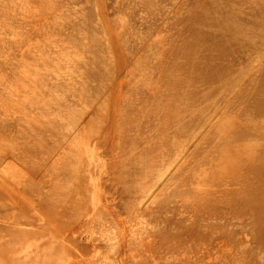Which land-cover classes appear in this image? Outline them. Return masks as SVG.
<instances>
[{
    "label": "rangeland",
    "instance_id": "rangeland-1",
    "mask_svg": "<svg viewBox=\"0 0 264 264\" xmlns=\"http://www.w3.org/2000/svg\"><path fill=\"white\" fill-rule=\"evenodd\" d=\"M255 1L0 0V264H264V43L251 28L264 26V0ZM222 68L235 79L215 82ZM202 224L213 235L197 232L196 243Z\"/></svg>",
    "mask_w": 264,
    "mask_h": 264
},
{
    "label": "bare ground",
    "instance_id": "bare-ground-1",
    "mask_svg": "<svg viewBox=\"0 0 264 264\" xmlns=\"http://www.w3.org/2000/svg\"><path fill=\"white\" fill-rule=\"evenodd\" d=\"M254 1H255V0H254ZM256 1H257V0H256ZM256 1H255V2H256ZM261 1H263V0H261ZM232 2H233V1H232ZM252 2H253V1H252ZM258 2H259V1H258ZM228 3H229V2H228ZM263 3H264V2H262V4H261L262 6H263ZM229 4H230V3H229ZM252 4H254V2H253ZM256 4L258 5L257 2H256ZM259 4H260V3H259ZM257 5L254 6V7L256 8ZM262 6H261V8H262ZM259 7H260V5H259ZM98 8H99V7H98ZM233 8H234V7H233ZM261 8H258V7H257V10L261 12V11H262ZM252 9L254 10V8H252ZM252 9H250V10H252ZM259 9H260V10H259ZM97 10H98V9H97ZM95 11H96V10H95ZM229 11H230V10H229ZM263 11H264V10H263ZM232 12H234V10H233ZM251 12H252V11H251ZM259 14H260V13H255V15H257V16H258ZM263 14H264V13H263ZM234 15H235L236 17H238L236 14H234ZM262 16H264V15H262ZM262 16H260V17L262 18ZM89 17H90V16H89ZM89 17H88V18H89ZM99 17H100V16H99ZM180 17H181V16H180ZM236 17H235V19L238 20V18H236ZM253 17H255V16H253ZM88 18H87V19H88ZM229 18H230V17H229ZM256 18H259V16L256 17ZM261 18H259V19H260L261 22H262V19H261ZM230 19H234L233 16H232ZM230 19H229V20H230ZM254 19H255V18H254ZM184 20H185V19H184ZM221 20H222V19H221ZM237 20H235V22H233V21H230V22H231V24H232L233 26H237V25H234V24H237V22H236ZM240 20H241V19H239L238 21H240ZM252 20H253V19H252ZM252 20H251V21H252ZM242 21H244V20H242ZM255 21H256V20L253 21V23L255 24V25H254V24H253V25H254V26H257L256 24H258V22H260V21L258 20L257 23H256ZM204 22H205V21H204ZM230 22H229V24H230ZM232 22H233L234 24H233ZM263 22H264V21H263ZM192 23H193V22H192ZM212 23H213V21H212ZM240 23H242V22L240 21ZM240 23H238L239 26L236 27L237 30H239L238 28L240 27ZM229 24H228V25H229ZM231 24H230V25H231ZM248 24H249V23H248ZM259 24H261V23H259ZM262 24H263V23H262ZM244 25H245V24H244ZM250 25H252V24H250ZM253 25H252V26H253ZM263 25H264V24H263ZM100 26H101V25H100ZM214 26H215V25H214ZM233 26H232V28H233ZM242 26H243V25H241V27H242ZM246 26H248V25H246ZM246 26H245V27H246ZM252 26H251V28H252V29L254 28L253 30L257 29V32H258L259 30H261V31L263 30V29H259V28H262V27L264 28V26H262V25H261V27H259V28H258V27H257V28H256V27H252ZM87 27H88V26H87ZM101 27H102V26H101ZM227 27H228V26H227ZM249 27H250V26H248V29H249V30H252V29L249 28ZM92 28L94 29V27H92ZM189 28H190V27H189ZM222 28H223V26H222ZM229 28H230V26H229ZM232 28H231L230 30H232ZM242 28H244V26H243ZM86 29H87V28H86ZM209 29H210V28H209ZM220 29H221V28H220ZM245 29H246V28H245ZM89 30H90V27H89ZM197 30H198V29H197ZM202 30H203V29H202ZM218 30H219V29H218ZM225 30H226V28H225ZM227 30H229V29L227 28ZM93 31H94V30H93ZM95 31H96V30H95ZM233 31H234V29H233ZM241 31H242V30H241ZM261 31L258 32V33H261V35L258 34V33L256 32V30H255L256 33L254 32V34H258L257 36L260 35V39H261V37H263V39H261V42L264 43V41H262V40H264V34H263L264 32L262 31V32H263V33H262ZM208 32H209V31H208ZM222 32H223V31H222ZM94 33H96V32H94ZM243 33H245L247 37L249 36V34H247L248 32L245 31V32H243ZM201 34H202V33H201ZM262 34H263V35H262ZM193 35H194V34H193ZM250 35H251V34H250ZM205 36H206V35H205ZM254 36H255V35H253V38H254ZM202 37H203V36H202ZM209 37H210V36H209ZM216 37H217V36H216ZM250 38L252 39V37H250ZM258 38H259V37H258ZM258 38H256V39L254 38V39H255L256 41H258V40H257ZM208 39H209V38H208ZM254 39H252L251 42H253ZM72 41H73V40H72ZM75 41H76V40H75ZM189 42H190V41H189ZM207 42H209V41L207 40ZM254 42H255V41H254ZM254 42H253V44H254ZM259 42H260V40H259ZM71 43H72V42H71ZM76 43H77V42H76ZM76 43H75V44H76ZM249 43H250V42H249ZM263 43H262V45H263ZM73 44H74V43H73ZM85 44H86V43H85ZM210 44H211V43H210ZM255 44H256V42H255ZM259 44H260V46H261V43H259ZM186 45H187V44H186ZM193 45H194V44H193ZM205 45H206V44H205ZM257 45H258V43H257ZM257 45H256V46H257ZM73 46H74V45H73ZM88 46H89V45H88ZM188 46H190V45H188ZM195 46H196V44H195ZM263 46H264V45H263ZM77 47H78V46H77ZM83 47H84V46H83ZM191 47H192V46H190V48H191ZM211 47H212V46H211ZM213 47H214V46H213ZM257 47L259 48V46H257ZM261 48L263 49V47H260V49H261ZM184 49H185V48H184ZM201 49H202V48H201ZM218 49H219V48H218ZM260 49H259V50H260ZM79 50H80V49H79ZM79 50H78V52H79ZM85 50H86V49H85ZM85 50H83V51L85 52ZM90 50H91V49H90ZM186 50H187V49H186ZM191 50H192V48H191ZM71 52H72V51H71ZM210 52H213V51H210ZM216 52H217V51H216ZM257 52L259 53L260 51L257 50ZM76 53H77V52H76ZM187 53H188V51H187ZM78 54H79V53H78ZM182 54H183V53H182ZM193 54H194V53H193ZM209 54H210V53H209ZM71 55H72V54H71ZM75 55L77 56V54H75ZM187 55H188V54H187ZM191 55H192V54H191ZM204 55H206V54H204ZM207 56H208V55H207ZM259 56H260V55H259ZM74 57H75V56H74ZM82 57H83V56H82ZM89 57H90V56H89ZM92 57H93V56H92ZM185 57H186V56H185ZM208 57H209V56H208ZM208 57H205V58H208ZM77 58H78V57H77ZM90 58H91V57H90ZM95 58H96V57H95ZM189 58H190V57H189ZM199 58H200V57H199ZM91 59H93V58H91ZM72 60H73V59H72ZM80 60H81V59H80ZM94 60H95V59H94ZM193 60H195V59H193ZM210 60H211V59H210ZM81 61H82V60H81ZM86 61H87V60H86ZM191 61H192V60H191ZM208 61H209V58H208ZM93 62H94V61H93ZM189 62H190V61H189ZM72 63L74 64L73 61H72ZM79 63H80V62H79ZM88 63H90V62H88ZM221 63H222V62H221ZM81 64H82V63H81ZM84 64H85V62H84ZM94 64H95V63H94ZM136 64H137V63H136ZM194 64H195V63H194ZM74 65H75V64H74ZM79 65H80V64H79ZM91 65H93V64L91 63ZM205 65H206V64H205ZM216 65H217V63H215L214 66H216ZM261 65H262V63H261ZM212 66H213V65H212ZM217 66H218V65H217ZM87 67H88V66H87ZM199 67H200V66H199ZM201 67H202V66H201ZM218 67H219V66H218ZM90 68H91V67H90ZM212 68L214 69V67H212ZM212 68H211V65H210L209 69L213 70ZM262 68H263V67H262ZM78 69H79V68H78ZM80 69H81V68H80ZM88 69H89V68H88ZM197 69H198V68H197ZM216 69H217V67H216ZM216 69L214 70V73L217 72V73L220 74V73H223L224 71H227V70H224L223 68H222L223 71H222L221 69H218V70H216ZM75 70H76V68H75ZM82 70H83V69H82ZM195 70H196V69H195ZM199 70H200V69H199ZM219 70H220L221 72H218ZM241 70H243V69H241ZM237 71H238V70H237ZM239 71H240V70H239ZM245 71H246V70H245ZM82 72H84V71H82ZM231 72H233V71L230 70V73H231ZM240 72H241V71H240ZM260 72H261V71H260ZM118 73H119V72H118ZM206 73H207V72H205V74H206ZM211 73H212V72H211ZM214 73H212V74L215 76L216 73H215V74H214ZM235 73H236V72H235ZM238 73H239V72H238ZM238 73H236V74H237L238 76H240V74H238ZM241 73H243V76H244V73H245V72H241ZM263 73H264V71H263ZM82 74H83V73H82ZM207 74H208V75H207L206 77L209 76V73H207ZM219 74H217L216 77L220 76ZM224 74H225V72L223 73V76H224V77H223V76H220V78L218 77L219 79H217V78L215 79V77H213V78L215 79V82H217L218 80L220 81V79H223V78L225 79V77H226L225 75H226V74H225V75H224ZM227 74H228V73H227ZM233 74H234V73H231V75H233ZM260 74H261V73H260ZM213 75H211V76H213ZM229 75H230V74H229ZM229 75H227V77H228ZM234 75H235V74H234ZM237 75H236V79H237V77H238ZM201 76H202V74H201ZM245 76H246V75H245ZM261 76H262V74H261ZM90 77H91V75H90ZM170 77H171V76H170ZM203 77H204V76H203ZM206 77H204V78H206ZM221 77H222V78H221ZM227 77H226V78H227ZM230 77L233 78V76H230ZM230 77H228V79H229ZM213 78H212V79H213ZM240 78H241V77H240ZM171 79H172V78H171ZM201 79H203V78H201ZM224 79H223V80H224ZM230 79H231V78H230ZM230 79H229V80H230ZM233 79H235V78H233ZM233 79H232V80H233ZM241 79H242V78H241ZM241 79H240V80H241ZM256 79H257V78H256ZM262 79H263V80L260 81V82L262 83V84H261L262 87H261V86H260V87H261L262 90H263L262 92H264V84H263L264 82H262V81H264V76H262ZM172 80H173V79H172ZM174 80H175V79H174ZM174 80H173V82H174ZM210 80H211V79H210ZM226 80H227V79H225L224 81H226ZM244 80H245V79H244ZM170 81H171V80H170ZM230 81H231V80H230ZM235 81H236V80H235ZM241 81H242V80H241ZM253 81H255V80H253ZM257 81H259V80H257ZM209 82H210V81H209ZM209 82H208V83H209ZM215 82H214V83H215ZM218 83H219V82H218ZM235 83H236V82H235ZM238 83H239V82H238ZM240 83H241V82H240ZM247 83H249V82H247ZM250 83H252V82L250 81ZM257 83H258V82H257ZM212 84H213V81H212ZM222 84H223V82H222ZM222 84H221V86H222ZM228 84H229V83H228ZM258 84H259V83H258ZM258 84L256 85L257 88H258ZM210 85H211V84H210ZM210 85L208 84V86H210ZM218 85H219V84H218ZM223 85H224V84H223ZM241 85H242V84H241ZM58 86H59V85H58ZM224 86H225V85H224ZM224 86H223V87H224ZM230 86H231V85H230ZM233 86L235 87V85H233ZM63 87H65V86H63ZM85 87H86V86H85ZM214 87H215V86H214ZM219 87H220V85H219ZM225 87H227V86H225ZM228 87H229V86H228ZM231 87H232V86H231ZM234 87H233V88H234ZM242 87H243V86H242ZM254 87H255V86H254ZM254 87H252V88H254ZM207 88L210 89V88H212V87L210 86V87H207ZM207 88H206V89H207ZM215 88H216V87H215ZM217 88H218V87H217ZM221 88H222V87H221ZM229 88H230V87H229ZM235 88H236V87H235ZM261 88H258V89H261ZM80 89H81V88H80ZM206 89H205V91H206ZM224 89H225V88H224ZM230 89H231V88H230ZM239 89H241V88H239ZM247 89H248V88H247ZM83 90H84V89H83ZM187 90H188V89H187ZM215 90H217V89H215ZM215 90H214V91H215ZM245 90H246V89H245ZM252 90H253V89H252ZM78 91H81V90H78ZM214 91H213V93H216V92L218 93L219 90H218V91H215V92H214ZM220 91H221V90H220ZM225 91H226V90H225ZM233 91H234V90H233ZM250 91H251V90H250ZM260 91H261V90H260ZM207 92H210V91H208V89H207L206 93H207ZM211 92H212V91H211ZM254 92H255V91H254ZM262 92H261V93H262ZM80 93H81V92H80ZM187 93H188V92H187ZM189 93H190V92H189ZM206 93H205V95H206ZM213 93H212V94H213ZM224 93H225V92H224ZM224 93H223V94H224ZM230 93H231V92H230ZM230 93H229V94H230ZM242 93H244V91H243ZM249 93L252 94L253 92H249ZM210 94H211V93H209V95H210ZM218 94H219V93H218ZM223 94H222V95H223ZM245 94H246V93H245ZM251 94H250V95H251ZM254 94H255V93H254ZM172 95H173V94H172ZM207 95H208V94H207ZM220 95H221V94H220ZM215 96H217V94H216ZM238 96H239V95H238ZM155 97H156V96H155ZM213 97H214V96H213ZM213 97H212L211 99H213ZM250 97H251V96H250ZM252 97H253V96H252ZM206 98H207V97H206ZM154 99H155V98H154ZM207 99H208V98H207ZM209 99H210V97H209ZM222 99H223V98H222ZM256 99H257V98H255V100H256ZM262 99H263V98H262ZM54 100H55V99H54ZM169 100H170V99H169ZM203 100H204V98H203ZM224 100H225V99H224ZM260 100H261V99H260ZM61 101H62V100H61ZM155 101H156V100H155ZM173 101H174V99H173ZM204 101H205V100H204ZM239 101H240V99H239ZM242 101H243V100H242ZM242 101H241V102H242ZM253 101H254V99H253ZM262 101H263V100H262ZM170 102H171V100H170ZM244 102H245V101H244ZM254 102H255V101H254ZM257 102H260V101H257ZM167 103H168V102H167ZM216 103H217V102H216ZM248 103H249V102H248ZM207 104H208V103H207ZM207 104H206V105H207ZM224 104H225V103H224ZM242 104H243V103H242ZM245 104H246V103H245ZM206 105H205V106H206ZM211 105H212V104H211ZM217 105H219V104H217ZM221 105H222V104H221ZM236 105H237V104H236ZM238 105H239V104H238ZM252 105H253V106H256L255 104H252ZM257 105L259 106V103H258ZM169 106H170V105H169ZM214 106H215V104H214ZM214 106H212V107H214ZM262 106H263V105H262ZM170 107H171V106H170ZM216 107H217V106H216ZM216 107H214V108H216ZM219 107H220V106H219ZM203 108H204V107H203ZM203 108H200V109H203ZM205 108H206V107H205ZM253 108H255V107H253ZM253 108H252V109H253ZM256 108H257V107H256ZM206 109H207V108H206ZM211 109H212V108H211ZM211 109H210V110H211ZM261 109H262V108H261ZM194 110L197 111V110H199V109H194ZM217 110H219V109H217ZM255 110H256V109H255ZM74 111H75V110H74ZM182 111H183V110H182ZM188 111H189V110H188ZM201 111H202V110H201ZM203 111H204V110H203ZM208 111H209V110H208ZM214 111H215V109H214ZM175 112H176V111H175ZM192 112H193V111H192ZM206 112H207V111H205V113H206ZM246 112H247V111H246ZM177 113H180V114H179V117H180L182 114L184 115V113H182V112H177ZM181 113H182V114H181ZM193 113H195V112H193ZM198 113L200 114V112L197 111V114H198ZM168 114H169V113H168ZM191 114H192V113H191ZM199 114H198V115H195V116H197L196 119L199 117ZM203 114H204V113H203ZM186 115H187V114L185 113V118H187ZM201 115H202V114H200V116H201ZM77 116H78V115H77ZM188 116H190V115H188ZM195 116H194V117H195ZM233 116H234V115H233ZM239 116H241V115H239ZM177 117H178V116H177ZM194 117H193V119H191V117H190L191 121L189 120V122H191L192 124L196 122V121L194 120V119H195ZM208 117H209V115H208ZM225 118H226V117H225ZM227 118H228V117H227ZM230 118H231V117H230ZM235 118H236V116H235ZM180 119H181V118H180ZM199 119H200V118H199ZM201 119H202V117H201ZM207 119H208V118H207ZM236 119H237V118H236ZM75 120H76V119H75ZM181 120L184 121L183 118H182ZM187 120H188V118H187ZM187 120H186V122H184V123H188ZM237 120H238V119H237ZM237 120H236V122H237ZM247 120H248V119H247ZM193 121H195V122H193ZM197 121H199V120H197ZM205 121H206V120H205ZM223 121H224V120H223ZM244 121H245V120H244ZM70 122H71V121H70ZM74 122H75V121H74ZM232 122H233V121H232ZM239 122H240V121H239ZM246 122H247V121H246ZM77 123H78V122H77ZM241 123H243V122H241ZM74 124H75V123H74ZM224 124H225V123H224ZM231 124H232V123H231ZM70 125H71V124H70ZM114 125H115V124H114ZM118 125H119V124H118ZM189 126L191 127V124H189V125H188V124L185 125V127H189ZM195 126H196V123H195ZM230 126H231V125H230ZM243 126H246V125L243 124ZM196 127H198V126H196ZM199 127H200V126H199ZM199 127H198V128H199ZM246 127H247V126H246ZM193 128H194V127H193ZM244 128H245V127H244ZM194 129H195V128H194ZM227 129H228V128H227ZM232 129L234 130L235 128H232ZM236 129H237V128H236ZM236 129H235V130H236ZM241 129H242V128H241ZM245 129H247V128H245ZM202 130H203V129H202ZM221 130H222V129H221ZM237 130H238V129H237ZM196 131H198V130H196ZM231 131H232V130H231ZM239 131H241V130L239 129ZM225 132H226V131H225ZM233 132H234V131H233ZM242 132H243V131H242ZM247 132H250V130H248V131L245 132L246 135H245V133H244V135H239V136L243 137V139H244V136H245V138L249 136V135H247V134H248ZM198 133H199V132H198ZM200 133H201V132H200ZM213 133H214V132H213ZM229 133H230V132H229ZM234 133H235V135H236V138H235V139L237 140L238 135L236 134V132H234ZM237 133H238V131H237ZM238 134H239V133H238ZM220 135H221V133H220ZM222 135H224V134H222ZM222 135H221V136H222ZM227 135H228V134H227ZM197 136H198V135H197ZM209 136L212 137V135H208V137H209ZM209 138H210V137H209ZM219 138H220V137H219ZM222 138H223V137H222ZM224 138H226V137H224ZM230 138H231V137H230ZM238 138H240V137H238ZM248 138H249V137H248ZM248 138L246 139V141L249 140ZM195 139H196V138H195ZM216 139H218V138H216ZM241 139H242V138H241ZM200 140H201V139H200ZM230 140L233 141V142L235 141L233 137H232ZM238 140H240V139H238ZM238 140H237V142H238ZM210 141H212V140H210ZM221 141H223V139H221ZM225 141H227V139H226ZM240 141H241V140H240ZM198 142H199V141H198ZM233 142H232V143H233ZM242 142H243V140H242ZM249 142H251V140L248 141V143H247L248 145H249ZM215 143H216V142H215ZM218 143H219V142H218ZM218 143H217V145H218ZM221 143H223V142H221ZM227 143H228V141H227ZM229 143H231V142L229 141ZM235 143H236V141H235ZM223 144L225 145L226 143H223ZM223 144H222V146H223ZM233 144H234V143H233ZM245 144H246V143H245ZM251 144H252V143H251ZM254 144H255V143H254ZM254 144L252 145L253 147H257V146H258V144H257V146H255ZM220 145H221V144H220ZM229 145L232 146V144H229ZM229 145L227 144L228 147H230ZM237 145H238L237 143H236V146L234 145L235 148H236V147L238 148V147H240L241 145H243L242 147H243V149H244V144H241V143H240V146H239V145L237 146ZM222 146H221V147H222ZM245 146H246V145H245ZM248 147H249V146H248ZM250 147H251V146H250ZM250 147H249V148H250ZM253 147H251V149H252ZM217 148H218L219 150L221 149L220 146H218ZM231 148H232V150H235V151L238 150V149H233L234 147H231ZM231 148H230V149H231ZM139 149H140V148H139ZM141 149H142V148H141ZM143 149H146V147L143 148ZM143 149H142V150H143ZM148 149H149V148H148ZM148 149H147V150H148ZM215 149H216V148H215ZM218 149H217V150H218ZM243 149H242V150H243ZM142 150H141V152H142ZM150 150H151V149L148 150V155L150 154V153H149ZM217 150H216V152H217ZM222 150H224V149H222ZM222 150L220 151L221 153H222ZM239 150H240V149H239ZM254 150H255V149H254ZM145 151H146V150H145ZM229 151H230V150H229ZM235 151H232V153H234ZM240 151H241V150H240ZM246 151H247V150H246ZM246 151H244V154H241L243 151H241V153H239L238 151H237V152L242 156V155H245ZM150 152H151V151H150ZM152 152H154V150H153ZM237 152H235L234 156H236ZM251 152H252V151H251ZM251 152H250V155H251ZM257 152H258V151H257ZM146 153H147V151H146ZM221 153H220V154L218 153V154L221 155ZM227 153H228V152H227ZM227 153H226V154H227ZM254 153H256V151H255ZM254 153H252V154H254ZM141 154H144V153H141ZM226 154H222V155H225L224 157L227 158V157H226ZM228 154H229L230 156L232 155L231 152L228 153ZM239 154H238V155H239ZM247 154H249V151H247ZM197 155H198V154H197ZM216 155H217V154H216ZM238 155H237V156H238ZM250 155H249V156H250ZM254 155H255V154H254ZM254 155L251 156V159H252V157H253ZM259 155H260V154H259ZM146 156H147V154H146ZM146 156H145V154H144V157H145V158H146ZM150 156H151V155H150ZM199 156H200V155H199ZM227 156H228V155H227ZM234 156H233V157H234ZM260 156H261V155H260ZM154 157H155V154H154ZM219 157H221V156H218L217 158H219ZM224 157H223V158H224ZM243 157H244V156H243ZM254 157H255V156H254ZM256 157H258V154H257ZM147 158L149 159V157H147ZM152 158H153V157H152ZM193 158H194V157H193ZM197 158H198V156H197ZM229 158H230V157H229ZM244 158H245V157H244ZM247 158H248V156H247ZM153 159H154V158H153ZM155 159H156V157H155ZM155 159H154V160H155ZM230 159H232V158H230ZM143 160H144V159H143ZM150 160L152 161V159H150ZM150 160H149V161H150ZM223 160H225V159H223ZM223 160H222V162H223ZM247 160H249V159H247ZM247 160H246V158H245V161H247ZM145 161H146V159H145ZM145 161H143V162H145ZM151 161H150V162H151ZM233 161H234V160H233ZM233 161H232V162H233ZM128 162H129V161H128ZM132 162H133V161H132ZM146 162H147V161H146ZM228 162H229V161H228ZM232 162H229V163H230L229 165H231ZM249 162H250V161H249ZM258 162H259V161H258ZM151 163H152V162H151ZM153 163H154V162H153ZM157 163H158V162H157ZM157 163H156V164H157ZM216 163H217V162H216ZM218 163L221 164V162H219V161H218ZM234 163H235V162H234ZM251 163H253V162H250V164H251ZM259 163H260V162H259ZM261 163H262V162H261ZM122 164H123V163H122ZM144 164H145V163H144ZM147 164H148V163H147ZM147 164L145 165V169H146ZM149 164H150V163H149ZM150 165H151V164H150ZM150 165H148V167H150ZM153 165H155V164H153ZM229 165H228V166H229ZM236 165H237V164H236ZM236 165L234 164V165H231V166H232V168H233L234 166L236 167ZM251 165H252V164H251ZM251 165H250V166H251ZM256 165H258V163H256L255 165H252V166H255L256 168H260L259 165H258V166H256ZM226 166H227V165L225 164V168H227ZM136 167H137V166H136ZM143 167H144V166H143ZM143 167L141 166V168H143ZM155 167H158V166L155 165ZM161 167H162V166H161ZM220 167H221V166H220ZM235 167H234V168H235ZM137 168H138V167H137ZM167 168H168V167H167ZM253 168H254V167H253ZM150 169H152V168H150ZM159 169H160V168H159ZM260 169H261V168H260ZM138 170H139V168H138ZM154 170H155V169H154ZM180 170H181V168H180ZM252 170H254V169L251 168L250 171H252ZM257 170H259V169H257ZM133 171H134V170H133ZM139 171H140V170H139ZM139 171H138V172H139ZM158 171H159V170H158ZM163 171H164V170L161 171V174L163 173ZM221 171H222V169H221ZM134 172H135V171H134ZM134 172L131 171V173H134ZM136 172H137V170H136ZM141 172H143V171H141ZM154 172H155V171H154ZM126 173H127V172H126ZM199 173H200V172H199ZM202 173H203V172H202ZM219 173H220V172H219ZM252 173H253V172H252ZM255 173H256V172H255ZM137 174H138V173H137ZM142 174H144V172H143ZM145 174H146V175H147V174L149 175V173H145ZM155 174H156V173H155ZM172 174H173V173H172ZM221 174H222V173H221ZM127 175H129V174H127ZM153 175H154V174H153ZM201 175H202V174H201ZM130 176H131V175H130ZM132 176H133V175H132ZM132 176H131V177H132ZM135 176H136V174L134 175V177H135ZM203 176H204V175H203ZM212 176H213V175H212ZM134 177H132L133 180L136 179V178H134ZM137 177H138V176H137ZM144 177H145V176H144ZM141 178H142V177H141ZM154 178H155V177H154ZM157 178H158V177H157ZM163 178H164V177H163ZM261 178H262V177H261ZM132 179H131V180H132ZM210 179H211V177H210ZM219 179H220V178H219ZM262 179L264 180V178H262ZM127 180H128V179H127ZM127 180H126V181H127ZM133 180H132V181H133ZM139 180H140V179H139ZM142 181H143V180H142ZM159 181H160V180H159ZM183 181H184V180H183ZM208 181H209V180H208ZM211 181H212V180H211ZM215 181H216V180H215ZM138 182H139V181H138ZM138 182H137V183H138ZM184 182H185V181H184ZM127 183H130V182L128 181ZM156 183H157V182H156ZM133 184H134V183H133ZM129 185H132V184L130 183ZM134 185H135V184H134ZM142 185H143V183H142ZM146 186H147V185H146ZM148 186H149V185H148ZM130 187H133V185L130 186ZM136 187L138 188V186H136ZM136 187H135V188H136ZM139 188H140V186H139ZM141 188H143V186H142ZM146 188H147V187H146ZM146 188H145V189H146ZM148 188H149V187H148ZM65 189H66V188H65ZM203 189H204V188H203ZM141 190H143V189H141ZM199 190H200V189H199ZM258 191H259V190H258ZM258 191H256V192L258 193ZM138 192H139V190H138ZM182 192H184V191H182ZM182 192H181V193H182ZM184 193H185V192H184ZM184 193H183V195H184ZM202 193H203V192H202ZM261 193H263V192H261ZM255 195H256V194H255ZM259 195H260V194H259ZM259 195H258V196H259ZM263 195H264V193H263ZM263 195L257 197V198H259V200H258L259 202L256 204L257 206H258V204L260 203V197L262 198ZM199 196H200V195H199ZM202 196H203V197H201V196H200V197H201V198H204V194H203ZM205 196H206V195H205ZM197 197H198V196H197ZM206 197H207V196H206ZM206 197H205V198H206ZM198 198H199V197H198ZM201 198H199V199H201ZM207 199H208V198H207ZM209 199H210V198H209ZM161 200H163V199H161ZM255 200H256V198H255ZM156 201H157V200H156ZM158 201H159V200H158ZM209 201H210V200H209ZM262 201H263V203H264V199H263ZM160 202H161V201H160ZM205 203H208V202L206 201ZM204 205H205V204H204ZM260 205H261V204H260ZM260 205H259V206H260ZM262 205H263V204H262ZM259 206H258V207H259ZM197 208H198V207H197ZM259 209H261V207H260ZM262 209H263V206H262ZM253 211H254V210H253ZM256 211H257V212H256ZM72 212H73V209H72ZM250 212H252V210H251ZM255 212H256V213L252 212L251 214H253V215L256 214V215H257L258 212L261 213L260 210H255ZM209 214H210V213H209ZM210 215H211V214H210ZM215 215L217 216V214H215ZM248 215H250V213H248ZM248 215L245 216V217L248 218ZM253 215H252V219L254 220ZM260 215H262V214H259V216L257 215V220H255V221H258V220L261 219ZM153 216H154V215H153ZM161 216H162V215H161ZM161 216H159L160 219H161ZM212 216H213V215H212ZM159 217H158V218H159ZM213 217H214V216H213ZM249 217H251V215H250ZM254 217H255V216H254ZM259 217H260V218H259ZM153 218H154V217H153ZM153 218H151V219H153ZM163 218H164V217H163ZM163 218H162V220H163ZM215 218H216V217H215ZM218 218H219V220L221 219L220 217H218ZM247 218H246V219H247ZM147 219H148V218H147ZM151 219H150V220H151ZM154 219H155V218H154ZM209 219H210V217H209ZM209 219H207V220H209ZM255 219H256V218H255ZM190 220H192V219H190ZM195 220H196V219H194V221H195ZM219 220L217 219V220H215V221H216V222H215L214 220H211V219H210V223H211V221H213L211 224H212V225H213V224L217 225V222H218ZM247 220H248V219H247ZM156 221H157V220H156ZM192 221H193V220H192ZM194 221H193V222H194ZM248 221H249V220H248ZM147 222H148V221H147ZM149 222H150V221H149ZM157 222H158V221H157ZM190 222H191V221H190ZM190 222H189V223H190ZM208 222H209V221H208ZM221 222H222V220H221ZM138 223L140 224L139 221H138ZM138 223H137V224H138ZM153 223H154V222H153ZM159 223H160V222H159ZM196 223H198V222H196ZM196 223H195V224H196ZM150 224H151V222H150ZM157 224H158V223H157ZM204 224H205V223H204ZM254 224L256 225L257 222H255ZM254 224L251 223V227H250V228H252V226H254ZM186 225H187V224H186ZM190 225H191V224H190ZM190 225H189V226H190ZM199 225H200V224H199ZM207 225H208V224H207ZM218 225H219V224H218ZM220 225H221V223H220ZM260 225H261V224H259V226H260ZM139 226H140V225H139ZM153 226H154V225H153ZM156 226H157V225H156ZM156 226H155V227H156ZM180 226H182V225H180ZM197 226H198V225H197ZM201 226H202V230L206 228V227L203 226V224H202ZM209 226H211V225L209 224ZM221 226H222V225H221ZM221 226H218V227L221 228ZM256 226H257V225H256ZM259 226H258V227H259ZM155 227H154V228H155ZM157 227H158V226H157ZM183 227H184V226H183ZM192 227H193V226H192ZM194 227H195V225H194ZM203 227H204V228H203ZM223 227H225V226H223ZM254 227H255V226H254ZM258 227H257V228H258ZM159 228H160V226H159ZM159 228H158V232H159ZM163 228H165V226L162 227V228H160V229L162 230ZM166 228H167V226H166ZM184 228H185V227H184ZM186 228H187V227H186ZM190 228H191V227H190ZM190 228H189V229L187 228V229H188V230H191ZM196 228H197V227H196ZM211 228H213V227L211 226ZM215 228H217V227H215ZM215 228H214V229H215ZM220 228H219V229H220ZM155 229H156V228H155ZM172 229H173V228H171V231H172ZM187 229H185V230H187ZM192 229L195 230L194 228H192ZM198 229H199V228H198ZM198 229H197V230H198ZM219 229H218V230L216 229V233L219 231ZM221 229H222V228H221ZM226 229H227V228H226ZM226 229H224V230H226ZM254 229H255V228H254ZM17 230H18V229H17ZM156 230H157V229H156ZM165 230H166V229H165ZM168 230H170V228H169ZM168 230H167V231H168ZM188 230H187V232H188ZM197 230H196V236H197V235L199 236V234H197V232H199V233L202 232V233H200L201 236H199V238H201V237H205V236H206V233L204 234L205 231H206V232H207V231L209 232L211 229L209 230V229L207 228L205 231H204V230L202 231L201 229H200L199 231H197ZM224 230H223L222 232H224ZM227 230H228V229H227ZM259 230H260V229H259ZM262 230H264V229H262ZM262 230H261V231H262ZM167 231L164 232V234H165V233L168 234ZM212 231H214V230H212ZM212 231H210L209 233L207 232V235L209 234L208 237H210V236L213 235ZM250 231H251V230H250ZM261 231H258V232H261ZM162 232H163V230H162ZM169 232H170V231H169ZM172 232H173V231H172ZM192 232H193V231H192ZM192 232H191V233H192ZM219 232H221V230H220ZM225 232H227V231H225ZM225 232H224V233H225ZM253 232L256 233L254 230H253ZM17 233H18V232H17ZM156 233H157V231H156ZM173 233L175 234L176 231H174ZM211 233H212V234H211ZM164 234L162 233V235H164ZM166 234H165V235H166ZM170 234H172V233H169L168 235L170 236ZM202 234H204V236H202ZM210 234H211V235H210ZM256 234H257V233H256ZM17 235H18V234H17ZM165 235H164V236H165ZM171 236H172V235H171ZM171 236H170V237H171ZM198 236H197V239L195 238V239H196V240H195L196 243H197V240H198ZM18 237H19V236H18ZM23 237H24V236H23ZM167 237H168L167 235H166L165 238L163 237L164 240L167 239ZM170 237H169V239H171L172 237H174V235H173L171 238H170ZM175 237H176V236H175ZM208 237H207V238H208ZM2 238H3V237H2ZM176 238H177V237H176ZM176 238H174V240H176V242H178V241H179V240H178L179 238H178V239H176ZM193 238H194V237H193ZM161 239H162V237H161ZM161 239H160V240H161ZM169 239L166 240V241L169 242V241H170ZM172 239H173V238H172ZM202 239H203V238H202ZM164 240H163V241H164ZM177 240H178V241H177ZM180 240H181V239H180ZM200 240H201V239H200ZM200 240H199V241H200ZM171 241H172V240H171ZM199 241H198V242H199ZM203 241H204V240H203ZM183 242H184V241H183ZM164 243H166V242H164ZM160 244H161V243H160ZM162 244H163V243H162ZM162 244H161V245H162ZM169 244H170V246H171L172 243L169 242ZM179 244H180V243H179ZM161 245H160V246H161ZM163 245H165V246H164L165 248H162V250L167 248V250H166V254H167V251H168V249H170V247H168V243H167V244H163ZM173 245H174V244H173ZM173 245H172V248H171V249H172L173 252H174L175 250L178 249L177 246H176V245H178V244L175 243V245H174L175 247H174ZM166 246H167V247H166ZM178 246H179V245H178ZM189 246H190V245H189ZM161 247H163V246H161ZM161 247H160V248H161ZM173 247H174V248H173ZM180 247L182 248L183 246L180 245ZM184 248H185V247H184ZM188 248H189V247H188ZM188 248H187L185 251L188 252ZM192 248H193V246H192ZM172 250H171L170 252H172ZM178 250L180 251V250H182V249H178ZM183 250H184V249H183ZM193 250H195V249H193ZM164 251H165V250H164ZM185 251H184V252H185ZM175 252H177V251H175ZM187 252H185V253H187ZM189 252H190V249H189ZM168 253H169V251H168ZM185 253H184V254H185ZM161 254H162V252H161ZM163 254H164V253H163ZM166 254H165V255H166ZM169 254H170V253H169ZM171 255H172V254H171ZM162 256H163V255H162ZM160 257H161V256H160ZM160 257H159V260H160ZM16 258H17V257H16ZM165 258H166V257H165ZM244 258H247V257H244ZM258 258L261 259V256H259ZM10 259H12V258H10ZM162 259H163V258H162ZM237 259H238V258H237ZM240 259H241V258H240ZM242 259H243V258H242ZM248 259H249V258H248ZM8 260H9V258H8ZM22 260H23V259H22ZM22 260H20V261L22 262ZM163 260H164V259H163ZM165 260H167V259H165ZM246 260H247V259H246ZM246 260H245V261H246ZM20 261H18V263H19ZM235 261H236V260H235ZM8 262H10V261H8ZM21 262H20V263H21ZM160 262H161V261H160ZM164 262H165V264H166V261H164ZM226 262H227V261H226ZM239 262L241 263L240 260H239ZM16 263H17V262H16ZM22 263H25V262H22ZM154 263H155V262H154ZM158 263H159V261H158ZM216 263H217V262H216ZM248 263H249V262H248ZM6 264H7V263H6ZM147 264H148V263H147ZM150 264H151V263H150ZM161 264H162V263H161ZM163 264H164V263H163ZM196 264H197V263H196ZM200 264H201V263H200ZM241 264H242V263H241Z\"/></svg>",
    "mask_w": 264,
    "mask_h": 264
}]
</instances>
